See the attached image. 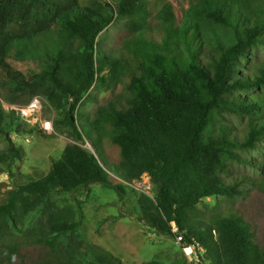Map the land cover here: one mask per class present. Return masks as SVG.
Segmentation results:
<instances>
[{"label": "trees", "instance_id": "obj_1", "mask_svg": "<svg viewBox=\"0 0 264 264\" xmlns=\"http://www.w3.org/2000/svg\"><path fill=\"white\" fill-rule=\"evenodd\" d=\"M152 1L0 0V95L44 98L62 113L59 123L71 137L87 138L98 157L67 144L47 173L8 190L0 203V247L11 235L30 236L72 264H122L85 241L77 211L60 209L57 194L98 182L122 198L134 191L124 182L147 173L154 198L140 195L132 207L148 231L172 238L175 222L186 241L204 247L207 264H264V245L240 218L218 217L208 229L188 218L203 198L239 192L222 177L226 160L238 145L253 147L264 138V64L257 73L241 72L251 51L264 45V0H190L176 26L171 3L162 0L157 13L163 26L155 31L145 26ZM115 16L129 17L141 36L129 63L96 48L99 33ZM33 51L46 58L38 70L24 74L11 65L9 59ZM106 80L120 81L122 105L98 107L92 121L77 124L78 104ZM259 86L263 94L250 92ZM223 109L248 114L244 140L214 118ZM9 121L8 136L12 129L33 133L0 100V135ZM105 140L117 149V162L102 152L98 143ZM18 155L9 141L0 149V164L10 166Z\"/></svg>", "mask_w": 264, "mask_h": 264}, {"label": "rangeland", "instance_id": "obj_2", "mask_svg": "<svg viewBox=\"0 0 264 264\" xmlns=\"http://www.w3.org/2000/svg\"><path fill=\"white\" fill-rule=\"evenodd\" d=\"M168 1L172 5L173 24L176 26L190 8L191 1ZM162 2V0L152 1L147 7L145 16L147 29L155 31L163 26L157 13ZM140 37V34L130 26L129 17L115 16L99 33L96 48L101 50L104 57L129 63ZM45 59L43 52L33 51L27 55L19 53L9 61L15 69L30 74L31 70H38ZM263 64L264 45L251 51L245 59V66L241 72L247 76L257 73ZM250 92L263 94L261 86ZM122 94L120 81L106 80L104 83H95L86 99H83L76 108L77 124L92 121L98 107L110 103L122 105ZM243 95H246L247 99H252L250 94L240 92V96ZM0 96L4 101H6L5 97H14L15 101L6 102L15 105L26 103L30 97L13 91H5ZM41 99L44 115L51 116L54 121L52 135L45 136L35 131V134L33 132L28 136V141H25L27 139L21 141V137L13 141L8 136L10 128L8 126L11 121L4 125V131L0 135V149H6L11 141L19 150L17 159L10 166L0 164V203L4 201L8 190L26 181L28 176L39 177L47 173L67 144H79L96 153L87 138H84V141H77L71 137L59 123L62 113L55 110L44 98ZM214 118L226 124L237 141L245 139L251 121L248 114L223 109L215 114ZM98 144L109 162L118 161L117 149L107 140ZM234 153L233 157L226 160V170L222 173V177L227 184H237L239 192L233 195L203 198L188 214V218L191 224L201 229L213 227L215 220L221 216L240 218L248 224L253 240L259 245H264V138L259 139L253 147L238 145L234 148ZM95 155L97 157V154ZM110 174L113 178H117L113 173ZM124 183L131 186L134 191H127L122 198H119L115 189L95 182L69 193L57 194L56 203L60 209H75L77 213L74 217L81 221L85 241H90L100 249L111 253L120 259L122 264H140L148 261H155L156 264H185V258L174 237L158 236L148 231L139 222L132 207L135 198L140 195L154 198L155 186L150 176L143 173L132 183ZM4 241L5 244L0 247V264H72L56 250L33 237L11 235ZM14 244L16 245L13 248Z\"/></svg>", "mask_w": 264, "mask_h": 264}, {"label": "built area", "instance_id": "obj_3", "mask_svg": "<svg viewBox=\"0 0 264 264\" xmlns=\"http://www.w3.org/2000/svg\"><path fill=\"white\" fill-rule=\"evenodd\" d=\"M0 100L7 111H12L26 125V128H29L34 133L40 132L46 135H52L54 133L53 118L44 115L43 102L40 96H32L26 103L20 105L7 103L3 99ZM30 133L12 129L9 136L10 139L12 138L13 141H16L25 134L23 140L27 139L25 141H28ZM170 225L173 237L180 247L186 264H207L204 247L200 243L186 241L175 222H171Z\"/></svg>", "mask_w": 264, "mask_h": 264}, {"label": "clouds", "instance_id": "obj_4", "mask_svg": "<svg viewBox=\"0 0 264 264\" xmlns=\"http://www.w3.org/2000/svg\"><path fill=\"white\" fill-rule=\"evenodd\" d=\"M53 124H54V121H53Z\"/></svg>", "mask_w": 264, "mask_h": 264}]
</instances>
